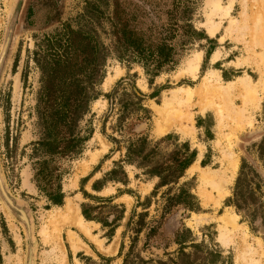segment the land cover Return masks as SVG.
I'll list each match as a JSON object with an SVG mask.
<instances>
[{
    "label": "rangeland",
    "instance_id": "374dc122",
    "mask_svg": "<svg viewBox=\"0 0 264 264\" xmlns=\"http://www.w3.org/2000/svg\"><path fill=\"white\" fill-rule=\"evenodd\" d=\"M188 1L190 28L171 42L174 63L152 76L116 42L115 8L140 10L141 0H0V176L3 190L23 204L13 210L0 193V264H27L29 257L33 264H61L63 257L66 264H264V69L252 63L264 59V49L253 45L255 30L264 26L256 19L260 2L234 0L225 15L229 0ZM216 21L219 29L211 34ZM92 47L101 67L90 79L88 67L81 81L95 98L73 127L77 149L51 156L39 143L47 134L60 140L62 132L53 126L55 97L47 88L68 79L69 60L81 48L90 55ZM195 56L200 65L193 78L184 70ZM211 73L234 86L226 90L231 104L221 116L218 100L200 109ZM239 78L261 87L259 106L248 105L241 122L233 113L243 106ZM184 89L193 91L184 109L192 115V132L184 136L172 126L158 133L155 108ZM193 166L216 174L221 184L203 187ZM58 191L61 204L55 205L49 194ZM69 205L102 249L65 225L59 246L43 244L40 231L53 234V218ZM175 214L179 219L167 226ZM226 214L237 227L230 228L227 247L219 240ZM69 232L82 246L77 252Z\"/></svg>",
    "mask_w": 264,
    "mask_h": 264
},
{
    "label": "trees",
    "instance_id": "16d2710c",
    "mask_svg": "<svg viewBox=\"0 0 264 264\" xmlns=\"http://www.w3.org/2000/svg\"><path fill=\"white\" fill-rule=\"evenodd\" d=\"M144 1L146 0L139 2L141 3L139 4L140 10L135 7L128 10L119 4L115 8L114 28L116 34L119 33L116 36V42L124 45L126 50L129 49L135 53L144 63L143 66L147 69V73L156 76L163 68L174 63L176 54L171 42L181 34L185 36L189 31V1L151 0L154 1L151 4ZM162 15L164 16L163 23H161ZM146 22L149 26L144 31L142 26ZM79 50L80 52L69 60L72 65L69 80H64L61 85L54 84L52 88H47L49 94L55 97L51 103L53 126L62 132L60 140L50 141L49 134H47L39 143L43 150L45 148L44 152L50 153L51 156L66 157L77 149L73 127L85 114L89 113V104L95 98V95L90 96L87 93L88 88L81 81L86 78L84 73L89 70L88 67H91L88 79L95 73L99 75L101 63H98L96 58L100 56L96 54L95 47L90 48V55H86L82 48ZM101 59L103 62L104 58ZM47 146L49 147L47 148ZM190 162L188 161L186 165L182 166L181 172L176 178L181 177L182 172L191 164ZM167 170L171 171L172 168ZM42 171L40 174H43ZM164 185L165 183L161 182V186ZM49 199L55 205L61 204L59 191L49 194ZM83 215L90 219L84 212Z\"/></svg>",
    "mask_w": 264,
    "mask_h": 264
},
{
    "label": "bare ground",
    "instance_id": "6f19581e",
    "mask_svg": "<svg viewBox=\"0 0 264 264\" xmlns=\"http://www.w3.org/2000/svg\"><path fill=\"white\" fill-rule=\"evenodd\" d=\"M234 2H235L234 0H229L228 5L223 9L225 15L230 14L231 9L234 6ZM259 2H260L259 7H257L258 8V11H257L258 17L256 18L257 21H259L261 19L264 20V0H259ZM216 6H217V9H219V4H216ZM219 26H220V23H217V21H216V23L212 22L210 24L211 34H215L218 31ZM220 40L222 42L224 40V38H221ZM253 45L262 47V49H264V26L261 25L260 30H258V31L255 30L254 44ZM259 58L260 59L258 61L252 62V63H254L256 67H258V68L262 67L261 69H264V59H261V57H259ZM199 63H200V57L195 56L193 58V60L192 61L190 60V62L187 64V67L184 70V73L186 72L194 78L195 74L198 70V66L200 65ZM214 76H215V74L211 73L209 75V77H206V79L204 80V84H203L201 91H200V98L202 100V106L200 109L202 111H204L207 108H211L214 100H218L219 105L216 108V112L219 116H221V115H224V111H225L226 107L229 106V104H231L226 99V90H232L234 88V86H232V85H230V86L228 85L229 87L224 86L221 83H219V78L216 77L217 75L215 77ZM237 81L238 82L236 84V87L240 91V96L242 99V105L243 106H242V108H240L237 111L233 110V113L235 115L234 116L235 120L238 122H241L242 120L247 119L246 118V113H247L246 111H247L248 105H251L254 107L259 106V94L261 92V87L253 86L251 81L247 78H239ZM192 96H193V91L191 89H184V90H181L179 92H172V95L170 96V98L163 101V104L161 106H158L155 108V111L157 113L156 115H158L159 119H160V123H159L158 128H157L158 133H161V134L165 133L172 126H177L178 131L181 132L182 135H184V136L188 135L189 133L192 132V127H191L192 115L190 113H187L186 110H184L187 106H189L190 102L192 101ZM248 124L250 125L249 120H248ZM97 157H98L97 154L93 155V160L96 161ZM229 165H230L229 166L230 172L232 174H234V172L237 168V164H236L235 160L230 159ZM194 171L199 172L198 173L199 174V180L202 183L203 187L204 186H212V185L215 186V184H217V185L221 184L219 179L217 178L216 174H212V173L210 174V173L206 172L207 170L205 171L204 169H200L198 166H193L191 168L190 172H194ZM204 196L207 197L206 192H205ZM216 206H218V205H216ZM234 219L235 218L233 216H230L229 214H226L224 217H222L220 219V221L223 224V226L221 227V231L223 233L221 234L219 240L222 243V245H224L226 247L229 246L231 244V242L233 241L232 238L230 237V231H231L230 228L232 230L237 229ZM209 221H210V219H209ZM51 224H52V228H53V234H52V232L51 233L48 232L45 228H43L40 231V236L42 238V242L45 245H48V243H50L51 241H53L54 244L58 245V243L60 241L61 227L65 225V226L76 227L83 235H85L87 238L92 240L100 249H102L101 242H99L95 237L92 236L91 227L89 226V223L85 222L78 215V210L75 209L72 205L67 206L66 210L63 213L54 217ZM67 238H68V241L71 245L72 250L74 252H77V250H79V248L81 246V245L79 246V241L77 240V236L74 233L69 232L67 235ZM60 251H61L62 255L64 256V251L61 249H60ZM114 251L115 250H113V252ZM106 252H107V250H106ZM54 253H55V248H53L52 251H50L49 256L54 257ZM109 253H110V251H109ZM62 255H61V258H62ZM60 263L66 264L64 257L62 258V261ZM76 264H78V263L76 262ZM254 264H259V263H258V261H256V262H254Z\"/></svg>",
    "mask_w": 264,
    "mask_h": 264
},
{
    "label": "water",
    "instance_id": "95a60500",
    "mask_svg": "<svg viewBox=\"0 0 264 264\" xmlns=\"http://www.w3.org/2000/svg\"><path fill=\"white\" fill-rule=\"evenodd\" d=\"M0 193H1V196L4 200V202L13 210H19L22 208L23 204L19 201H13V199H11L8 194L3 190L2 188V182H1V176H0ZM18 217V215H17ZM28 234V232H27ZM33 241V237H29V243H31ZM32 250V248H31ZM30 250V251H31ZM27 264H33V260H32V257H29V260L27 262Z\"/></svg>",
    "mask_w": 264,
    "mask_h": 264
},
{
    "label": "flooded vegetation",
    "instance_id": "af4514ba",
    "mask_svg": "<svg viewBox=\"0 0 264 264\" xmlns=\"http://www.w3.org/2000/svg\"><path fill=\"white\" fill-rule=\"evenodd\" d=\"M180 212V211H179ZM178 212V213H179ZM177 213V214H178ZM177 214H175L173 217H171V218H169L168 219V221H167V226H169L170 225V223H173L174 221L175 222H177V220L179 219V217H178V215ZM166 225V224H165ZM174 225H175V223H174ZM171 226H173L172 224H171ZM178 228V227H177ZM175 231V230H174Z\"/></svg>",
    "mask_w": 264,
    "mask_h": 264
}]
</instances>
